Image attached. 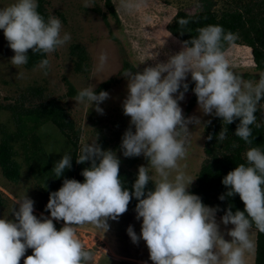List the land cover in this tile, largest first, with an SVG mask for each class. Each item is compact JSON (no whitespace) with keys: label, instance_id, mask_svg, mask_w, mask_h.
<instances>
[{"label":"clouds","instance_id":"clouds-1","mask_svg":"<svg viewBox=\"0 0 264 264\" xmlns=\"http://www.w3.org/2000/svg\"><path fill=\"white\" fill-rule=\"evenodd\" d=\"M94 5V0H85V8ZM38 7V0H12L0 7V30L14 53L10 60L16 68L28 63L29 50L51 55L71 41L69 33H62L61 20L55 15L45 19ZM118 7L124 14H134L142 0H119ZM188 23L187 19L179 21L181 26ZM238 39L237 33L226 32L221 25H207L165 61H158L159 53L153 52V65L142 71L126 69L122 76L127 80V96L122 109L130 120L119 148L125 158L143 156L147 161L146 166H138L131 191L120 176L116 151L102 149L95 133L94 139L81 145L75 159L77 164H89L81 172L83 182L66 178L58 190L50 192L45 206L48 216L34 215L35 202L25 192L8 212L12 219L8 214L0 217V264H20L21 258L23 264H90L94 253L78 237L77 228L92 225L106 233L109 221H118L133 198L140 233L137 235L132 225L126 232L133 244L145 242L152 264H245L246 254L255 251L253 227L264 233V148L252 146L250 127H260L255 113L264 100V75L245 80L233 70L224 47ZM108 60L109 54L101 52L97 71H102ZM49 67L48 59L39 61L38 68L45 76ZM189 75L198 111L202 116L220 118L224 125L216 141L227 139V125L238 119L234 135L250 146L245 163L223 177L221 182L228 190L218 197L224 201L238 194L244 210L233 212L229 204L219 222L216 213L220 208L205 205L200 196L189 191L197 177L189 176L187 165L180 163L188 155L192 135L188 126L204 128L211 123L183 114L179 102L189 90ZM94 89L95 85L88 84L74 101L103 114L99 105L109 99V93L97 94ZM206 139L211 141L213 136ZM72 159L64 154L54 163L51 171L55 178L71 169ZM54 220L63 221L59 230ZM221 224L232 225L226 232L230 241L225 240ZM28 249L32 254L26 256Z\"/></svg>","mask_w":264,"mask_h":264},{"label":"rangeland","instance_id":"rangeland-1","mask_svg":"<svg viewBox=\"0 0 264 264\" xmlns=\"http://www.w3.org/2000/svg\"><path fill=\"white\" fill-rule=\"evenodd\" d=\"M42 1L48 16L55 15L61 20L62 33H69L71 41L53 54L45 55L50 61L48 75L45 76L38 65L32 69L12 65V54L7 48L3 30H0V140L4 136L9 138L11 159L18 168L16 182L5 179L0 172V217L7 215L13 202L25 192L35 202L34 215L38 218L41 214L49 215L45 210L49 193L58 189L59 180L67 178L69 169L60 178H55L51 170L61 156L71 155L70 143L76 137L80 150L83 143L98 134L102 149L115 150L121 161L120 170L134 177L138 166H146L143 156L125 158L119 148L130 120L122 109L127 96V80L122 76L119 84L107 91L109 99L99 105L103 114H98L93 108L88 109L85 104H76L74 97L67 94L68 87L78 92L88 84L96 88L99 83L115 77L123 61L133 67L137 65L135 69L142 71L156 62L151 59L153 52L159 53L158 61H165L169 54L180 51L181 47L171 38L160 43L165 25L177 10L187 14L208 10L217 17L247 10L245 17L253 18L256 24L264 18V0H142V7L130 15L120 11L119 0H116L114 4L119 14L112 5L117 21L99 0H94L95 5L89 8L84 7L85 0ZM11 2L0 0V7ZM73 46L80 47L85 55L78 72L74 69L77 59L70 53ZM227 49L226 57L236 73H256L249 48L232 44ZM104 51L109 54L108 63L102 71H97L98 56ZM187 80H191L190 75ZM188 97L185 94L184 100L179 102L182 110ZM49 107L63 112L64 121L70 124L71 130H65L70 139L60 133L47 116L39 113V110ZM27 111L31 113L27 115ZM189 116L201 117L202 123L214 117L202 116L197 103L185 117ZM188 127L192 132L188 155L180 163L186 164V173L196 178L201 163L206 159L203 153L205 127ZM8 218L12 219L11 213ZM53 223L57 230L63 226V221L54 220ZM78 237L87 249L96 250L98 243L80 234ZM93 253L90 264H97V254ZM28 254H32L31 249L26 251L25 255Z\"/></svg>","mask_w":264,"mask_h":264},{"label":"trees","instance_id":"trees-1","mask_svg":"<svg viewBox=\"0 0 264 264\" xmlns=\"http://www.w3.org/2000/svg\"><path fill=\"white\" fill-rule=\"evenodd\" d=\"M99 1L102 2L104 8L117 21L111 1ZM38 4V11L45 17V19H47L48 14L44 8L43 1L38 0ZM246 13L247 10L244 12L234 11L224 13L217 17L215 13L208 10L200 11L194 14H187L183 11L177 10L170 21L165 25L166 32L164 31V34L161 33L160 43L163 44L166 39L171 38L180 47H182L183 41L190 40L198 35V29L207 25H221L226 32L231 31L238 34L239 40L234 43L235 45L245 46L250 50L251 60L254 64L256 73L237 74L241 75L245 80H257L261 75H264V18H260L256 24L253 18L245 17ZM181 19H187L189 20V23L181 26L179 24ZM6 45L13 56L14 53L8 46V42H6ZM227 47H229V45H225L224 47L225 55H228ZM70 53L75 55L77 59L74 69L78 72L80 71L82 62L85 58L84 52L80 47L73 46L71 47ZM28 55V63L22 66L24 69H32L39 64L40 60L46 59L45 55L32 54L31 50L28 51ZM126 69H133V71H137L128 62L123 61L120 69L116 73V76L99 83L94 89L95 92L97 94L100 91L107 92L114 86L118 85L122 74ZM186 82L189 84V90L185 94H188L189 97L183 110L184 116H186L197 103L196 96L192 91L194 83L191 82V80H187ZM67 94L70 97H75L78 94V91L68 87ZM30 113V111L26 112L27 115ZM39 113L47 116L55 128L60 133L65 135L66 138H69L68 135L65 134V130L66 128L71 130L70 124L69 122L64 121V114L60 109H57L56 107H49L39 110ZM255 115L257 116L258 123H260V127H256L255 125L250 126L254 137V145L252 146H260L261 148H264V100L261 101L260 110L255 113ZM238 123L239 120L237 119L232 124L227 125L228 136L227 139L222 142L216 141V134L219 133L221 127H224L220 118L213 117L211 123L205 127L203 153L206 159L201 163L197 172L195 186L189 190L192 194L200 196L205 205L210 207L218 206L220 208V211L216 213L218 217H221L224 214V209H226L229 204H231L233 212L236 210H244V204L240 200L238 194L233 197L226 198L224 201H220L218 199L221 194H224L228 190L221 182L223 177L239 164L245 163V152L250 147L243 140L234 135ZM209 134L213 136L211 141L206 139ZM8 142L9 138L6 136L0 140V172L5 179L11 182H16L18 179V168L11 159L12 151ZM234 144L237 146L233 147ZM70 145L72 148L71 156L73 159L71 161L72 167L68 170L67 179H75L83 182L81 172L83 168L88 167L89 164L88 162H85L84 164H77L75 161L79 155L77 137L74 138V141H72ZM120 176L125 181L129 191H131V185L134 183L136 177L121 170ZM63 180H59L58 189L62 186ZM148 187L151 188L152 185L149 184ZM136 203V199L133 198L128 205V210H134ZM253 229L255 230L254 264H264V233H259L254 227ZM20 264H23V261H21ZM119 264L129 263L119 262Z\"/></svg>","mask_w":264,"mask_h":264},{"label":"crops","instance_id":"crops-1","mask_svg":"<svg viewBox=\"0 0 264 264\" xmlns=\"http://www.w3.org/2000/svg\"><path fill=\"white\" fill-rule=\"evenodd\" d=\"M110 1L115 7L114 1L116 0ZM115 10L119 14L116 7ZM118 17L121 19L120 15H118ZM194 186L195 184L192 183L189 190ZM135 215L134 210H128L125 214L119 217L118 221H109L110 229L104 234L102 230L96 229L92 225H84L77 228V234H80L87 239H92V241L98 243L95 247L96 250L93 251L98 257L97 264H119V262H126L129 264H152V261L149 259V253L145 242L140 240L139 244H133L127 235L126 229L129 225L133 226L137 235L140 233L141 221L136 220ZM216 219L219 222L220 217L216 215ZM220 228L221 231L225 233V240L230 241L231 238L227 236L226 232L228 229L232 228V225L225 227L221 224ZM251 238L255 243L254 229L251 231ZM102 249L106 250L105 254ZM254 253L255 251L246 254L245 264H254Z\"/></svg>","mask_w":264,"mask_h":264}]
</instances>
